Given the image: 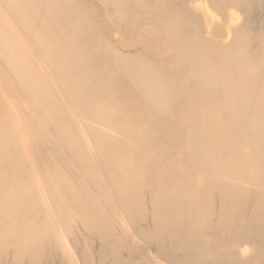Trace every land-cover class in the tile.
<instances>
[{
    "label": "bare ground",
    "instance_id": "1",
    "mask_svg": "<svg viewBox=\"0 0 264 264\" xmlns=\"http://www.w3.org/2000/svg\"><path fill=\"white\" fill-rule=\"evenodd\" d=\"M0 264H264V0H0Z\"/></svg>",
    "mask_w": 264,
    "mask_h": 264
}]
</instances>
